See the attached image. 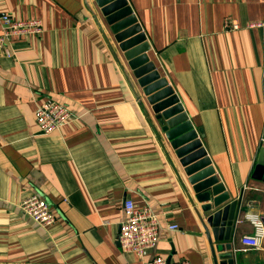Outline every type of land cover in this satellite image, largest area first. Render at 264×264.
<instances>
[{
  "label": "crops",
  "instance_id": "obj_1",
  "mask_svg": "<svg viewBox=\"0 0 264 264\" xmlns=\"http://www.w3.org/2000/svg\"><path fill=\"white\" fill-rule=\"evenodd\" d=\"M127 1L239 202L235 264H264V236L257 249L239 242L254 232L251 218L264 223V175L254 172L264 138V29L245 27L264 18V0ZM4 13L38 20L41 32L13 36L10 57L0 56V264H146L156 254L214 264L217 243L200 203L94 1L0 0ZM225 19L241 25L225 30ZM47 99L72 118L43 133L35 110ZM30 193L49 204L53 224L20 209ZM127 198L159 224L155 248L141 255L117 240Z\"/></svg>",
  "mask_w": 264,
  "mask_h": 264
},
{
  "label": "water",
  "instance_id": "obj_2",
  "mask_svg": "<svg viewBox=\"0 0 264 264\" xmlns=\"http://www.w3.org/2000/svg\"><path fill=\"white\" fill-rule=\"evenodd\" d=\"M93 1L186 174L195 201L200 203L207 232L217 243L211 251L214 264H235L232 246L239 202L216 176L200 139L202 129L193 125L178 95L150 57V44L128 1ZM256 162L254 172L257 176L264 175L263 148Z\"/></svg>",
  "mask_w": 264,
  "mask_h": 264
},
{
  "label": "built area",
  "instance_id": "obj_3",
  "mask_svg": "<svg viewBox=\"0 0 264 264\" xmlns=\"http://www.w3.org/2000/svg\"><path fill=\"white\" fill-rule=\"evenodd\" d=\"M0 56L10 57L11 50L8 46L13 36H21L29 33H40L41 25L36 19L19 20L4 13L0 16ZM240 23L236 19H225L223 27L227 29H238ZM247 28L264 29V18L248 22ZM72 118V113L62 104L47 99L39 103L35 110V121L43 133H49ZM264 148V138L261 140ZM20 209L33 221L41 226L54 223L55 216L49 204L37 193H30L23 197L19 204ZM254 232L242 234L239 237L240 249L261 248V239L264 236V223L259 219L251 218ZM167 229H177V224L171 223ZM159 235V224L156 215L148 207H139L129 198L124 199L122 207V218L119 222L118 244L121 250L141 255L147 249L156 246ZM146 264H190L186 259L168 260L161 255H153Z\"/></svg>",
  "mask_w": 264,
  "mask_h": 264
}]
</instances>
